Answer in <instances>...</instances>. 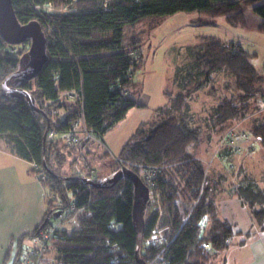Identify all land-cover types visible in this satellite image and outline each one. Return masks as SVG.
<instances>
[{"label":"trees","instance_id":"trees-1","mask_svg":"<svg viewBox=\"0 0 264 264\" xmlns=\"http://www.w3.org/2000/svg\"><path fill=\"white\" fill-rule=\"evenodd\" d=\"M11 1L20 24H40L48 60L32 80L8 84L32 96L39 110L33 112L24 97L1 92V84L19 70L20 59L28 50H18V45L10 46L0 36V140L8 153L32 165L31 172L50 192L42 222L18 240L12 264H19L22 249L30 244L24 241L33 240L47 218L69 206L86 209L92 216L70 236H51L48 254L56 264H210L237 235L233 226L219 216L214 199L218 186L225 183L247 207L255 226L264 232V176L259 180L261 185L250 176H238V184L232 188L224 173L215 179L211 167L206 171L204 160L194 154L202 143L201 130L192 126L189 104L182 94L176 95L169 106L158 109L153 122L141 124L114 157L117 161L110 164L111 174L127 168L138 177L140 167L162 169L158 178L162 215L146 210L139 255L135 254L132 184L126 180L100 182L97 177L85 183L61 171L63 149L69 153L73 150V154L76 151L64 143L62 134L84 129L103 144L108 130L129 110L142 106L130 97L136 85L133 74L142 61L137 55V41L129 38V31L148 19L180 12L224 17L229 25L244 27V6L258 0ZM47 4H70L72 11L43 15L36 10ZM253 11L261 19L257 29L264 33V3ZM188 51L190 60L181 81L193 80L197 83L194 90H199L222 70L233 78L239 93L212 109L208 126L212 134L218 135L215 148L223 134L238 124L264 152V120H258L256 101L258 96L264 100V79L251 64L252 55L240 45L215 38H203ZM249 118L253 123L247 130L241 124ZM50 130L58 135L55 141L47 138ZM238 154L222 152L217 160L225 162ZM228 169L231 171L233 166ZM156 222L170 235L165 249L147 245Z\"/></svg>","mask_w":264,"mask_h":264},{"label":"rangeland","instance_id":"rangeland-1","mask_svg":"<svg viewBox=\"0 0 264 264\" xmlns=\"http://www.w3.org/2000/svg\"><path fill=\"white\" fill-rule=\"evenodd\" d=\"M264 3L258 0L253 5L244 6L243 12L247 25L231 26L224 17H210L197 13H176L158 20L148 19L141 23L136 29L128 32L132 40L137 41L138 57L142 64L138 71L133 74V82L136 83L130 90V97L140 107L132 108L126 117L115 124L103 137V144L92 143L85 145L83 155L76 160V151L69 153L63 149L64 164L61 171L68 176H77L76 168L91 178L97 177L100 182L109 180L116 172H110V164L117 161V156L130 136L143 123L154 121L156 112L160 108L169 106L171 100L178 94L186 96L189 104V113L193 119V127L201 130V144L195 148L196 157L204 160L206 167L209 162L213 170L219 163L217 159L212 160V150L217 143L218 135L210 132L211 121L209 120L212 109L221 100L237 97L239 93L234 88L233 78L226 72L215 73L212 81L203 85L199 90H194L195 81L187 83L181 81L184 77L186 64L190 60L189 47L195 46L203 38H215L226 44L234 43L240 45L245 51L252 55L251 64L264 79V33L257 27L261 23L260 17L253 11V8ZM40 14H67L72 11L70 4H63L52 7H42L38 10ZM128 28L125 29V35ZM30 43L18 45V50H28ZM261 97H257L259 101ZM259 108V107H258ZM258 120H264V109L258 111ZM62 117V116H61ZM253 121L251 118L242 122V127L249 130ZM211 133V134H210ZM208 136L210 140L208 139ZM248 148H243L233 162L241 160L242 167L246 174L254 178L260 185V178L264 176V152L257 142L250 141ZM252 146V147H251ZM216 149V148H215ZM245 160H244V157ZM79 161V162H78ZM78 162V163H77ZM237 165V163H236ZM230 170V169H229ZM90 172H93L91 175ZM228 180L231 187L237 186V167L229 171ZM42 188V186H41ZM232 193V190L229 189ZM49 189L42 188V200L46 208V202L50 200ZM167 234V233H166ZM33 240H31L32 242ZM17 240L12 245H7L9 263H13L12 255L17 250ZM27 242V240H25ZM24 242V243H25ZM30 242V243H31ZM28 243V242H27ZM26 243V244H27ZM223 253L210 264H223L221 261Z\"/></svg>","mask_w":264,"mask_h":264},{"label":"crops","instance_id":"crops-1","mask_svg":"<svg viewBox=\"0 0 264 264\" xmlns=\"http://www.w3.org/2000/svg\"><path fill=\"white\" fill-rule=\"evenodd\" d=\"M236 157L219 161L213 169L215 179L221 173L228 178L230 165L237 167L241 177L249 176L241 160L233 162ZM31 167L30 163L8 153L0 140V264H10L6 246L31 234L44 218L42 188ZM228 188L225 183L214 192L219 216L228 221L237 234L223 252L221 261L223 264H264V232L255 226L247 207ZM27 242L31 241L27 239ZM16 254L17 250L12 255L13 260Z\"/></svg>","mask_w":264,"mask_h":264},{"label":"built area","instance_id":"built-area-1","mask_svg":"<svg viewBox=\"0 0 264 264\" xmlns=\"http://www.w3.org/2000/svg\"><path fill=\"white\" fill-rule=\"evenodd\" d=\"M42 7H47L48 10L52 8L50 4ZM42 7H36V10H39ZM13 51H15V49ZM257 104L260 109H264V100L259 99ZM57 136L58 135L54 131L50 130L47 138L50 141H55ZM61 138L64 143L76 148V160L83 155L85 145L92 143L100 144L96 138L84 129L78 133L62 134ZM250 141H252V138L247 135L238 124H236L223 134L212 154V160L218 159L219 153L222 152L239 153L243 148H248ZM210 163L211 162L208 163L206 171L210 167ZM76 167L77 166H75V170L76 173L79 174V177L83 179L85 183H89L92 178L82 173L81 170ZM161 171L162 169L160 167H140L139 169V178L143 180V183L147 188L148 202L146 210L151 214H157L158 216L162 215V205L160 202L158 186V178ZM92 173L93 172H90V174ZM38 177L39 176L36 178L38 179ZM57 213H59V215L55 216ZM91 216L92 213L88 210L75 209L73 206H69L54 213L52 217L53 219L47 218V223L42 225L38 230L37 236L33 238V241L22 249L19 264H56L55 259L48 254V243L51 236H53L54 233H62L70 236L76 230L80 229L82 223L85 220L90 219ZM166 230L167 229L160 228L158 222H156V225L151 230L150 236L147 239V245L151 247H162V249L168 247L170 244V235L166 234ZM201 247L206 249L205 244H202Z\"/></svg>","mask_w":264,"mask_h":264},{"label":"water","instance_id":"water-1","mask_svg":"<svg viewBox=\"0 0 264 264\" xmlns=\"http://www.w3.org/2000/svg\"><path fill=\"white\" fill-rule=\"evenodd\" d=\"M0 36L2 40L10 45L17 46L30 41L28 51L20 59V68L10 75L1 84V92L5 94H17L24 97L29 108L33 112L39 110L35 107L34 99L24 91L8 87L9 82H28L35 78L48 60L46 54L45 36L40 24L31 21L27 24H20L15 16L11 0H0ZM47 128H49L47 124ZM129 181L133 186L132 221L136 235L135 254L139 255L142 248L144 232V216L148 202L147 188L141 179L127 168L120 169L108 182ZM57 213L55 216H58Z\"/></svg>","mask_w":264,"mask_h":264}]
</instances>
